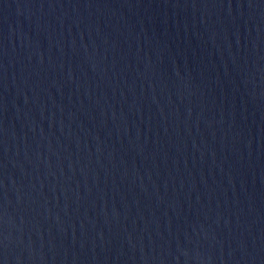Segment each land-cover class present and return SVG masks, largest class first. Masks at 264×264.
I'll return each mask as SVG.
<instances>
[{
  "label": "water",
  "instance_id": "1",
  "mask_svg": "<svg viewBox=\"0 0 264 264\" xmlns=\"http://www.w3.org/2000/svg\"><path fill=\"white\" fill-rule=\"evenodd\" d=\"M0 264H264V0H0Z\"/></svg>",
  "mask_w": 264,
  "mask_h": 264
}]
</instances>
